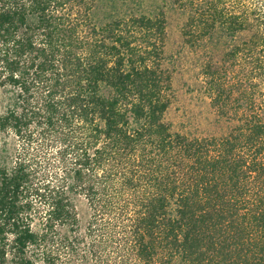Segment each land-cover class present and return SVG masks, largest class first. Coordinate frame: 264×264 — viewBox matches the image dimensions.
<instances>
[{"label": "trees", "instance_id": "1", "mask_svg": "<svg viewBox=\"0 0 264 264\" xmlns=\"http://www.w3.org/2000/svg\"><path fill=\"white\" fill-rule=\"evenodd\" d=\"M239 1L0 0V264H264V107L221 62L205 75L230 133L165 119L169 15L193 46L251 31L264 52V0Z\"/></svg>", "mask_w": 264, "mask_h": 264}, {"label": "rangeland", "instance_id": "2", "mask_svg": "<svg viewBox=\"0 0 264 264\" xmlns=\"http://www.w3.org/2000/svg\"><path fill=\"white\" fill-rule=\"evenodd\" d=\"M259 1L239 2L243 3L242 8L246 5L252 9ZM239 2L233 6L235 10L239 8ZM106 3L107 0H99V5L104 6ZM91 5L94 7L96 4L92 2ZM186 22L187 16L180 11H172L169 15L164 69L171 75V87L168 91L171 105L165 119L174 132L192 139L221 138L230 133L236 122L233 116H221L214 108L208 92L205 68L210 64L222 67L221 62H225L228 68L226 76L222 72L225 85L234 87L236 96L237 93H244L246 103H251L252 96L256 105L261 108L264 107V52L251 55L249 45L247 46L251 31L244 33L235 42H230L229 46L244 49L234 59L226 56L229 46L225 41L207 38L193 46L187 43L183 35ZM3 111V93L0 90V115ZM83 212L82 219L86 223V208Z\"/></svg>", "mask_w": 264, "mask_h": 264}]
</instances>
